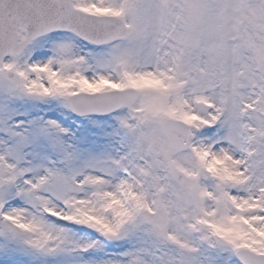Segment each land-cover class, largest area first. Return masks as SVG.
I'll return each instance as SVG.
<instances>
[{"label":"snow or ice","instance_id":"snow-or-ice-1","mask_svg":"<svg viewBox=\"0 0 264 264\" xmlns=\"http://www.w3.org/2000/svg\"><path fill=\"white\" fill-rule=\"evenodd\" d=\"M0 264H264V0H0Z\"/></svg>","mask_w":264,"mask_h":264}]
</instances>
